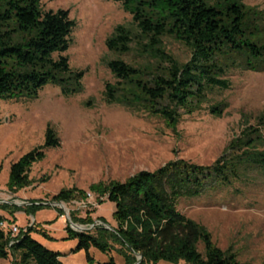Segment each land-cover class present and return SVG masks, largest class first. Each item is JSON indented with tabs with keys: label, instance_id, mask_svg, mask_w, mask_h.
Returning <instances> with one entry per match:
<instances>
[{
	"label": "rangeland",
	"instance_id": "rangeland-1",
	"mask_svg": "<svg viewBox=\"0 0 264 264\" xmlns=\"http://www.w3.org/2000/svg\"><path fill=\"white\" fill-rule=\"evenodd\" d=\"M241 2L257 38L264 42V0ZM42 6L45 11L70 10L77 26L64 54L69 57L72 70L84 71L85 75L80 87L70 79L66 84L50 82L37 97L0 99V214L9 218L11 224L24 228L36 222L34 238L60 252L65 264H104L111 256L118 264H125L118 244L110 253L92 247V262L85 250L74 251L78 241L69 238L66 230L71 213L82 218L90 213L95 219L94 225L74 226L78 231L103 225L98 218L112 230L118 226L115 203L105 199L98 204L89 191L93 184L123 182L140 171H156L173 160L210 166L228 151L232 141L240 139L238 143L244 145L248 126L258 127L264 111V66L258 63L259 68L254 70L244 55L222 56L220 63L226 69L224 78L230 81V88L209 90L205 100L192 111L178 109L179 120L175 124L155 111L137 82H121L109 63L122 60L140 71L141 81L154 84V76L165 75L170 69L167 55L180 64L191 59L188 46L168 35L156 43L142 33L122 2L43 0ZM119 26L132 37L127 52L107 46ZM107 83L116 90L111 101L106 93ZM65 85L76 90L65 94ZM216 110L220 112L215 113ZM49 126L56 130L61 145L46 149V157L32 166L30 186L17 192L10 190L12 164L45 144ZM262 130L264 133V127ZM233 152L237 151L232 149L229 154ZM71 188L88 191V199L51 202L62 189ZM32 201L49 205L35 207L28 213L24 207L32 206ZM178 208L205 226L223 250L232 247L239 259L248 264L264 263V170L253 168L232 183L212 187L199 196L182 197ZM141 259L138 256V261ZM12 260V256L0 258V264H12ZM158 264L185 262L160 260Z\"/></svg>",
	"mask_w": 264,
	"mask_h": 264
},
{
	"label": "trees",
	"instance_id": "trees-1",
	"mask_svg": "<svg viewBox=\"0 0 264 264\" xmlns=\"http://www.w3.org/2000/svg\"><path fill=\"white\" fill-rule=\"evenodd\" d=\"M42 1L0 0V99L37 97L50 82L66 84L72 79L77 87L81 86L85 72L72 70L69 57L64 54L72 44L77 23L69 9L45 11ZM107 1L122 2L142 33L156 43L168 35L191 49V59L185 64L167 55L170 69L165 75L154 76V84L141 81L140 71L122 60L109 63L121 82H137L155 111L175 124L179 120L178 109L192 111L205 100L209 90L230 88V81L224 78L226 69L220 63L222 56L244 55L249 68L254 70L259 68L258 63L264 66V42L260 43L257 38L241 0ZM131 41L130 32L119 26L107 40V46L127 52ZM75 90L76 87L68 85L63 88L65 94ZM115 91L110 83L106 84L110 101ZM162 101L166 105L158 107L156 104ZM263 127L264 111L258 127L248 126L244 145L238 143L240 139L232 141L228 151L210 166L173 160L156 171L143 170L123 182L93 184L89 191L96 196L98 204L105 199L115 203L118 226L109 230L106 222L98 218L103 225L78 231L72 223L91 225L95 219L90 213L82 218L72 212V222L66 230L69 238L78 241L74 251L85 250L88 261L92 262V247L110 253L113 245L118 244L125 264H136L138 256L142 257L140 264H158L160 260L185 264H248L239 259L232 247L227 250L219 247L211 232L180 211L178 204L182 197L199 196L212 187L241 179L250 169L264 170V149L260 147L264 146ZM60 145L56 130L49 126L45 144L12 164L9 189L17 192L30 186L32 166L46 157V149ZM232 149L237 152L229 154ZM88 197V191L83 189H62L51 202L70 203ZM33 202L32 206L24 207L28 213L35 207L49 205ZM3 207L10 209L8 205ZM63 214L61 211L60 216ZM1 222L10 224L9 218L0 214ZM35 225L36 222L27 228L19 226L20 232L14 236L0 226V258L12 256V264H65L60 252L34 238ZM104 264L118 263L111 256Z\"/></svg>",
	"mask_w": 264,
	"mask_h": 264
},
{
	"label": "built area",
	"instance_id": "built-area-1",
	"mask_svg": "<svg viewBox=\"0 0 264 264\" xmlns=\"http://www.w3.org/2000/svg\"><path fill=\"white\" fill-rule=\"evenodd\" d=\"M0 226L9 231L13 236L20 232V227L16 223L1 222Z\"/></svg>",
	"mask_w": 264,
	"mask_h": 264
},
{
	"label": "water",
	"instance_id": "water-1",
	"mask_svg": "<svg viewBox=\"0 0 264 264\" xmlns=\"http://www.w3.org/2000/svg\"><path fill=\"white\" fill-rule=\"evenodd\" d=\"M71 222H72V220H71ZM77 224H75V223H72V226L74 227V226H76ZM94 225V224H93ZM109 227V226H108ZM110 228V227H109ZM139 262H140V260L136 263V264H139Z\"/></svg>",
	"mask_w": 264,
	"mask_h": 264
}]
</instances>
